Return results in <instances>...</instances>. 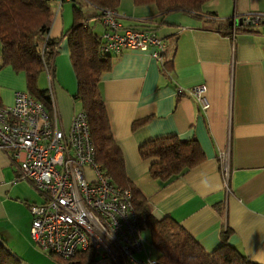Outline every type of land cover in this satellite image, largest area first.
I'll return each instance as SVG.
<instances>
[{
	"label": "crops",
	"instance_id": "crops-1",
	"mask_svg": "<svg viewBox=\"0 0 264 264\" xmlns=\"http://www.w3.org/2000/svg\"><path fill=\"white\" fill-rule=\"evenodd\" d=\"M63 1L52 2L57 13L48 38L59 41L53 59L54 93L61 125L69 129L82 106L75 100L78 81L66 37L70 19L58 14ZM203 10L217 17L202 20L182 13L157 17L154 4L136 6L134 0H121L122 25L158 27L169 49L164 63L152 57L153 50L129 49L112 56L100 92L127 177L155 219L171 217L208 253L228 244L249 261L264 264V24L247 32L235 31L249 15H264V0H211ZM85 14L94 17L98 11L85 4ZM90 24L102 34L100 21ZM2 55L0 41V104L11 106L16 92H28L27 78L3 66ZM45 78L41 75L39 83ZM201 85L206 86L210 104L206 112L191 94ZM147 118L145 125L133 128L135 121ZM169 137L196 140L205 161L162 185L151 177V162L140 156L139 149L149 141ZM227 151L229 190L220 161ZM17 175L16 165L0 150V238L25 263L46 264L35 256L30 237L29 207L35 204V190L27 181L16 182ZM143 236L150 242V234ZM94 264L131 263L99 252Z\"/></svg>",
	"mask_w": 264,
	"mask_h": 264
},
{
	"label": "built area",
	"instance_id": "built-area-1",
	"mask_svg": "<svg viewBox=\"0 0 264 264\" xmlns=\"http://www.w3.org/2000/svg\"><path fill=\"white\" fill-rule=\"evenodd\" d=\"M60 9L58 10V14ZM100 53L115 56L134 49L152 51L164 63L169 43L157 31L125 28L115 10H101ZM247 25L264 24V15L246 18ZM48 36L41 57L48 77L50 109L28 92L15 93L11 106L0 104V150L16 165V182L27 181L42 197L29 207L34 246L47 256L69 263L94 249L131 264H160L143 238V227L129 191L117 187L96 162L89 120L81 111L69 129L61 125L55 98L53 59ZM181 94L182 91L180 90ZM206 86L191 90L203 112L209 107ZM221 172L229 190V153L220 155ZM140 254V259L136 255Z\"/></svg>",
	"mask_w": 264,
	"mask_h": 264
},
{
	"label": "trees",
	"instance_id": "trees-1",
	"mask_svg": "<svg viewBox=\"0 0 264 264\" xmlns=\"http://www.w3.org/2000/svg\"><path fill=\"white\" fill-rule=\"evenodd\" d=\"M54 0H0V41L3 46V66H11L27 78V91L37 101L50 109L48 89L39 88V80L45 72L41 57L44 38L49 36L53 24ZM73 0L74 24L67 33L78 92L75 100L80 102L82 111L89 120L90 131L96 149V162L119 188L129 191L132 204L143 229L150 234L149 246L160 264H256L236 248L224 244L208 253L203 247L171 217L155 219L141 192L127 177L125 160L111 131L108 113L100 92L103 75L112 67L111 56L100 53V34L95 23L100 21L99 11L115 10L121 0ZM211 0H134L136 6L154 4L157 17L182 13L197 19L217 17L215 13H204V6ZM65 0L63 1V3ZM85 4L97 9L96 16H86ZM62 8L59 14H61ZM162 23V21H161ZM253 25H242L236 32H247ZM138 29V28H133ZM148 27L140 30H154ZM49 59L57 54L58 40L48 38ZM150 119L135 121L133 128L145 125ZM140 156L151 162L150 175L162 185L173 181L205 161V155L196 140L182 141L177 137L152 140L139 149ZM157 253V255H156ZM60 264L66 262L57 260ZM99 252L90 249L79 253L69 263L94 264ZM67 263V264H69ZM0 264H27L13 253L4 239L0 238Z\"/></svg>",
	"mask_w": 264,
	"mask_h": 264
},
{
	"label": "rangeland",
	"instance_id": "rangeland-1",
	"mask_svg": "<svg viewBox=\"0 0 264 264\" xmlns=\"http://www.w3.org/2000/svg\"><path fill=\"white\" fill-rule=\"evenodd\" d=\"M63 7H62V12L61 14L63 15V17H66V19H70V24H71V28L74 24V14H73V3H62ZM57 13V7L53 6V14L55 17V14ZM96 32L98 33V30H96ZM42 75H45V82L44 83H39V87L40 89L44 90V89H49V81H48V77L46 76L45 72H43ZM43 202V197L35 190V203H42ZM143 235H145L146 237L149 238V234H147L146 230L143 231ZM144 237V236H143ZM147 244L149 245V241H147ZM36 253L35 256H37L42 262L46 263V264H60L59 262H57L56 260H54L53 258H51L50 256L45 255L44 253H42L38 248H36L34 246Z\"/></svg>",
	"mask_w": 264,
	"mask_h": 264
},
{
	"label": "water",
	"instance_id": "water-1",
	"mask_svg": "<svg viewBox=\"0 0 264 264\" xmlns=\"http://www.w3.org/2000/svg\"><path fill=\"white\" fill-rule=\"evenodd\" d=\"M229 24H230L231 26H233V25H234V22H230Z\"/></svg>",
	"mask_w": 264,
	"mask_h": 264
}]
</instances>
